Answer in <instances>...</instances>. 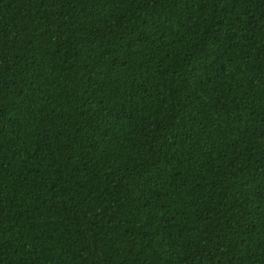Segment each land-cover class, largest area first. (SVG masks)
<instances>
[{
	"label": "trees",
	"instance_id": "1",
	"mask_svg": "<svg viewBox=\"0 0 264 264\" xmlns=\"http://www.w3.org/2000/svg\"><path fill=\"white\" fill-rule=\"evenodd\" d=\"M0 264H264V0H0Z\"/></svg>",
	"mask_w": 264,
	"mask_h": 264
}]
</instances>
